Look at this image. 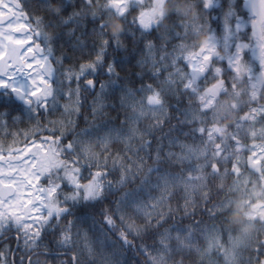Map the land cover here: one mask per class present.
<instances>
[{
    "label": "snow or ice",
    "instance_id": "6c2138e0",
    "mask_svg": "<svg viewBox=\"0 0 264 264\" xmlns=\"http://www.w3.org/2000/svg\"><path fill=\"white\" fill-rule=\"evenodd\" d=\"M0 109V264H264V0H0Z\"/></svg>",
    "mask_w": 264,
    "mask_h": 264
},
{
    "label": "trees",
    "instance_id": "16d2710c",
    "mask_svg": "<svg viewBox=\"0 0 264 264\" xmlns=\"http://www.w3.org/2000/svg\"><path fill=\"white\" fill-rule=\"evenodd\" d=\"M223 2H224V4H225V8H226L228 0H223ZM239 2L242 4L243 0H239ZM247 32H248V34H249V36H250V35H251V26H250V25H249L248 28H247ZM61 51H62V49H61L59 46H57V50H56V52H55V55H56L57 57H59V56L61 55ZM249 56H250V53H249ZM67 63H68V62L65 61V64H67ZM136 71H139V69H136ZM122 74H123V73H122ZM0 111H2V109H0ZM18 127L23 128L24 125H18ZM4 139H5V137L3 136V132L0 131V140H4ZM7 139L10 141V140H11V137H8ZM20 139L23 140V137H20ZM20 146H23V145H20ZM235 218H238V217H235ZM185 223H187V221H185ZM131 255H132V253H129V257H131ZM137 256H138V258L141 260V262H143L144 257H143V256H139L138 254H137ZM213 258H214V257H213Z\"/></svg>",
    "mask_w": 264,
    "mask_h": 264
}]
</instances>
